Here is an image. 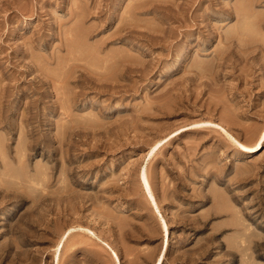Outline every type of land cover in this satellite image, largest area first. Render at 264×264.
<instances>
[{"label": "rangeland", "instance_id": "374dc122", "mask_svg": "<svg viewBox=\"0 0 264 264\" xmlns=\"http://www.w3.org/2000/svg\"><path fill=\"white\" fill-rule=\"evenodd\" d=\"M263 14L0 0V264H264Z\"/></svg>", "mask_w": 264, "mask_h": 264}, {"label": "bare ground", "instance_id": "6f19581e", "mask_svg": "<svg viewBox=\"0 0 264 264\" xmlns=\"http://www.w3.org/2000/svg\"><path fill=\"white\" fill-rule=\"evenodd\" d=\"M264 15V14H263ZM257 18V17H256ZM82 46V45H81ZM84 46V45H83ZM119 56V55H118ZM118 58V57H117ZM264 137V129L262 132H260L259 136H258V140L256 141V143L250 148L251 150L257 149L259 147L260 144V140L261 138ZM235 215V214H234Z\"/></svg>", "mask_w": 264, "mask_h": 264}]
</instances>
